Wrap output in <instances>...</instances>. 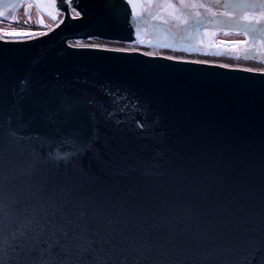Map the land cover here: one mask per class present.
Segmentation results:
<instances>
[{
  "label": "water",
  "instance_id": "1",
  "mask_svg": "<svg viewBox=\"0 0 264 264\" xmlns=\"http://www.w3.org/2000/svg\"><path fill=\"white\" fill-rule=\"evenodd\" d=\"M32 7L51 23L0 35V258L31 259L9 242L44 203L110 264H264V0H0V19Z\"/></svg>",
  "mask_w": 264,
  "mask_h": 264
},
{
  "label": "snow or ice",
  "instance_id": "2",
  "mask_svg": "<svg viewBox=\"0 0 264 264\" xmlns=\"http://www.w3.org/2000/svg\"><path fill=\"white\" fill-rule=\"evenodd\" d=\"M55 19V17H53ZM92 102L89 101V104ZM63 110L71 112L74 106L64 104ZM109 117L111 113H108ZM138 126L143 128L141 122ZM97 136L95 129L90 131L87 139L81 140L76 130L67 132L59 138V145L52 157L55 160H67L70 157L82 155L93 144ZM66 149V150H64ZM65 205H51V215L48 214V205L41 203L39 212L35 207L31 213L24 210V218L14 225L9 247L15 253L19 250L21 256L27 255L31 259L5 260L0 258V264H110L109 261L97 258V241L89 235L94 231L79 222L66 219L59 222L58 214H63ZM85 213L80 212V219ZM2 230V225H0Z\"/></svg>",
  "mask_w": 264,
  "mask_h": 264
},
{
  "label": "bare ground",
  "instance_id": "3",
  "mask_svg": "<svg viewBox=\"0 0 264 264\" xmlns=\"http://www.w3.org/2000/svg\"><path fill=\"white\" fill-rule=\"evenodd\" d=\"M38 27H35L32 23H29L26 18L18 12L14 19L12 20H3L0 19V35H6L5 33L10 34H22V33H31L38 30ZM13 34V35H15ZM197 57V56H196ZM209 59V58H207ZM213 59V58H210Z\"/></svg>",
  "mask_w": 264,
  "mask_h": 264
},
{
  "label": "rangeland",
  "instance_id": "4",
  "mask_svg": "<svg viewBox=\"0 0 264 264\" xmlns=\"http://www.w3.org/2000/svg\"><path fill=\"white\" fill-rule=\"evenodd\" d=\"M23 16H24V14H23ZM25 17V16H24ZM41 18L42 19V22H43V25L45 24H50L51 22L47 19V18H45L44 16H40V14H39V12H38V10L37 9H32V11L30 12V14L27 16V17H25L26 18V20L29 22V23H32L35 27H38L39 25H38V23H37V20H38V18ZM6 35H10V33H5ZM13 34H15V33H13ZM12 34V35H13ZM221 37H223L224 39H229V40H231V39H239V38H241V36L240 35H232V34H230V35H226V36H221Z\"/></svg>",
  "mask_w": 264,
  "mask_h": 264
}]
</instances>
